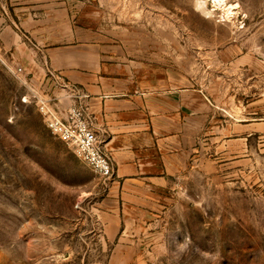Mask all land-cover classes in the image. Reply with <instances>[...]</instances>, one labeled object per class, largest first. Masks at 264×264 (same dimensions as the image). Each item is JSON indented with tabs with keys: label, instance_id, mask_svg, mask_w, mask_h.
I'll return each instance as SVG.
<instances>
[{
	"label": "rangeland",
	"instance_id": "374dc122",
	"mask_svg": "<svg viewBox=\"0 0 264 264\" xmlns=\"http://www.w3.org/2000/svg\"><path fill=\"white\" fill-rule=\"evenodd\" d=\"M198 1L85 0L153 79L198 91L156 190L105 185L0 60V264H264V0Z\"/></svg>",
	"mask_w": 264,
	"mask_h": 264
},
{
	"label": "crops",
	"instance_id": "0c3cea01",
	"mask_svg": "<svg viewBox=\"0 0 264 264\" xmlns=\"http://www.w3.org/2000/svg\"><path fill=\"white\" fill-rule=\"evenodd\" d=\"M87 11L85 0H0V60L36 82L49 66L76 84L114 162L116 188L156 190L181 166L198 91L153 79Z\"/></svg>",
	"mask_w": 264,
	"mask_h": 264
},
{
	"label": "built area",
	"instance_id": "2783aa9c",
	"mask_svg": "<svg viewBox=\"0 0 264 264\" xmlns=\"http://www.w3.org/2000/svg\"><path fill=\"white\" fill-rule=\"evenodd\" d=\"M13 72L20 76L27 90L22 100H32L50 132L71 145L93 173L105 185L109 184L114 177V162L103 145L100 130L93 125L87 94L49 66L39 85L26 79L21 67ZM58 91L63 94H56Z\"/></svg>",
	"mask_w": 264,
	"mask_h": 264
},
{
	"label": "bare ground",
	"instance_id": "6f19581e",
	"mask_svg": "<svg viewBox=\"0 0 264 264\" xmlns=\"http://www.w3.org/2000/svg\"><path fill=\"white\" fill-rule=\"evenodd\" d=\"M217 1H218V3H220L219 7H222L223 15L227 19H231L232 15L235 13V10L238 8V4L237 3L232 4V2L229 3L228 0H217ZM197 7L199 9H202V10H207L206 1L205 0H199Z\"/></svg>",
	"mask_w": 264,
	"mask_h": 264
}]
</instances>
